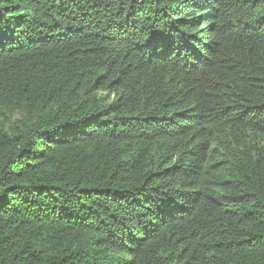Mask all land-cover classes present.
Masks as SVG:
<instances>
[{"label": "trees", "instance_id": "16d2710c", "mask_svg": "<svg viewBox=\"0 0 264 264\" xmlns=\"http://www.w3.org/2000/svg\"><path fill=\"white\" fill-rule=\"evenodd\" d=\"M0 264H264V0H0Z\"/></svg>", "mask_w": 264, "mask_h": 264}, {"label": "rangeland", "instance_id": "374dc122", "mask_svg": "<svg viewBox=\"0 0 264 264\" xmlns=\"http://www.w3.org/2000/svg\"><path fill=\"white\" fill-rule=\"evenodd\" d=\"M22 115L20 113L14 114L11 118L12 121L18 122L22 119Z\"/></svg>", "mask_w": 264, "mask_h": 264}]
</instances>
